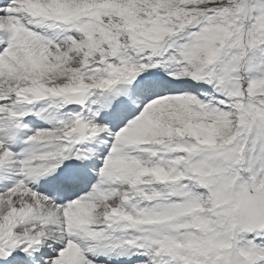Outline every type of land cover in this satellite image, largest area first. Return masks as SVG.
Listing matches in <instances>:
<instances>
[{"label":"snow or ice","instance_id":"6c2138e0","mask_svg":"<svg viewBox=\"0 0 264 264\" xmlns=\"http://www.w3.org/2000/svg\"><path fill=\"white\" fill-rule=\"evenodd\" d=\"M0 264H264V0H0Z\"/></svg>","mask_w":264,"mask_h":264}]
</instances>
